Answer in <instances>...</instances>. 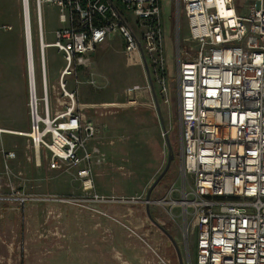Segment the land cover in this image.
Instances as JSON below:
<instances>
[{
	"label": "built area",
	"instance_id": "2783aa9c",
	"mask_svg": "<svg viewBox=\"0 0 264 264\" xmlns=\"http://www.w3.org/2000/svg\"><path fill=\"white\" fill-rule=\"evenodd\" d=\"M33 1L42 97L35 93L29 4L20 0L29 129L0 128V135L28 139L37 167L42 153L49 170L74 169L79 202L106 203L94 185V168L105 163L103 130L91 117L104 119L118 106L137 105L139 88L124 90V104L80 106L66 78L73 75L77 86V72L90 64L87 55L114 37L125 53L165 72L163 0ZM171 1L187 27L186 49L177 38L175 53L179 172L186 185L179 206L189 221L186 234L196 231L194 264H264V0H252L245 16L235 11L234 0ZM41 4L59 9L60 27L50 44L43 42ZM47 47L64 62L52 87V109L43 58ZM0 151L4 163L15 158L1 145ZM41 200L0 176V210L20 212ZM154 257L156 264H169Z\"/></svg>",
	"mask_w": 264,
	"mask_h": 264
},
{
	"label": "rangeland",
	"instance_id": "374dc122",
	"mask_svg": "<svg viewBox=\"0 0 264 264\" xmlns=\"http://www.w3.org/2000/svg\"><path fill=\"white\" fill-rule=\"evenodd\" d=\"M251 2L234 0L233 7L239 15L245 16ZM28 4L35 93L40 99L41 73L34 1L28 0ZM58 14V7L41 4L45 44L54 42V32L60 27ZM161 21L166 71L160 74L157 68L148 67V70L173 159L150 195L148 212L171 235L175 248L149 220L145 207V194L165 166L167 147L141 62L136 55L125 53L121 42L113 38L87 55L90 64L77 72V86L73 75L66 78L67 88L77 90L80 106L124 104V90L133 86L139 88L137 105L118 106L113 116L95 118L97 124L103 125L97 126L104 128L105 133L102 132L101 136L109 149L104 153L103 168L98 175L95 174V190L97 195L108 200L96 204L79 202L82 195L74 169L49 170L42 153L41 165L36 167L28 139L0 135L2 148L15 153L13 160L4 163L0 151V176L4 183L10 182L25 193L45 199L28 204L20 212L9 210L11 207L0 210V264H123L120 257L134 264L137 252L133 244L130 246L131 241L140 242L150 253V264H156L155 255L169 264H178L177 252L182 264L195 263L196 231L186 234L189 221L182 217L179 206L186 185L179 172L175 53L177 38L181 47L186 49L187 27L181 10L180 19H177L175 2L171 0H163ZM6 26L11 29L5 30L3 27ZM4 44L23 46L20 0H0V50ZM43 58L48 105L52 109V87L64 62L61 55L50 47L44 48ZM21 76L16 74L14 66H4L0 62V83L9 84L8 106L11 108L16 105V77L21 79L27 103L25 69ZM163 84L166 92H162ZM41 104L40 101L37 103L39 113ZM25 110L26 114H23L21 109L20 116L9 117L0 113V128L28 130L27 107Z\"/></svg>",
	"mask_w": 264,
	"mask_h": 264
},
{
	"label": "crops",
	"instance_id": "0c3cea01",
	"mask_svg": "<svg viewBox=\"0 0 264 264\" xmlns=\"http://www.w3.org/2000/svg\"><path fill=\"white\" fill-rule=\"evenodd\" d=\"M114 39L120 41L119 38H117V37H114ZM15 40L17 41V37ZM0 62H2V64H4V66H8V65L14 66L16 74L18 76L20 75V77L22 78L21 75L23 74V70L25 69L23 46L19 45V44L13 45V46L4 44L0 50ZM20 77H16V79H15L16 105L13 108L8 106L9 94H11V89L9 88V84H7V82L0 83V86H1L0 87V95H1L0 96V98H1L0 99V113L4 116L11 117L14 114L15 115L18 114L20 116L21 115V109L23 110L22 113L26 114L25 109L27 107V103H26V98L24 96L23 88L21 85ZM91 120L96 123L95 118L91 117ZM97 125H101V124H97ZM101 126H103V125H101ZM4 130H10V129H4ZM101 130H103V133H105V130L103 127L101 128ZM12 131H15V130H12ZM25 131H27V130H18V131L16 130L15 132H25ZM101 150L103 153L106 154L109 149L107 147L103 146L101 148ZM35 166H36V164H35ZM103 166L94 168V174H97L99 171H101ZM96 179L97 178H95V180ZM99 179H102V178H99ZM75 180H76V178H75ZM94 185H95V181H94ZM129 244H130V246H131V244H133L136 247L137 255L135 256V259L133 260L134 264H150V262H148V261L152 259V256H150V253L147 252L144 247H142V244L140 242L131 241V242H129ZM113 259L116 261L115 256L113 257ZM119 261H121L123 264H129V263L125 262L121 257H120ZM116 263L118 264V262H116Z\"/></svg>",
	"mask_w": 264,
	"mask_h": 264
},
{
	"label": "water",
	"instance_id": "95a60500",
	"mask_svg": "<svg viewBox=\"0 0 264 264\" xmlns=\"http://www.w3.org/2000/svg\"><path fill=\"white\" fill-rule=\"evenodd\" d=\"M141 65L143 67V70H144V73H145V78L147 80V84H148V87H149V90H150V93H151V97H152V100H153V105H154V108H155V112L157 114V118H158V121H159V124H160V127H161V132H162V136L164 138V142H165V145L167 147V151H168V154H167V160H166V163H165V166L163 168V170L161 171V173L156 177V179L152 182V184L150 185V187L148 188L146 194H145V207H146V215L147 217L149 218V220L165 235L167 236V238L169 239V241L172 242V244L174 245V248H175V244H174V241L172 239V237L156 222L154 221L149 212H148V205H149V198H150V195L153 191V189L157 186V184L162 180V178L165 176V174L167 173L169 167H170V164L172 162V159H173V155L171 153V147H170V142H169V139H168V136H167V132L165 130V127L163 125V120H162V117H161V114H160V110H159V106H158V102H157V99H156V95H155V92H154V88H153V85H152V82H151V79H150V74H149V70H148V67L144 61L143 58H141ZM177 258H178V264H182L181 262V258H180V254L177 252Z\"/></svg>",
	"mask_w": 264,
	"mask_h": 264
},
{
	"label": "flooded vegetation",
	"instance_id": "af4514ba",
	"mask_svg": "<svg viewBox=\"0 0 264 264\" xmlns=\"http://www.w3.org/2000/svg\"><path fill=\"white\" fill-rule=\"evenodd\" d=\"M164 229V228H163ZM165 230V229H164ZM166 231V230H165ZM170 235V234H169ZM171 236V235H170ZM166 238H167V236H166ZM173 239V238H172ZM169 240V239H168ZM174 246V245H173Z\"/></svg>",
	"mask_w": 264,
	"mask_h": 264
}]
</instances>
